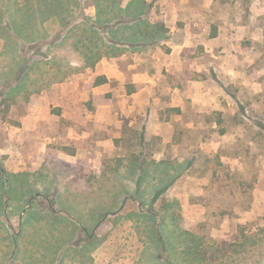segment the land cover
Returning <instances> with one entry per match:
<instances>
[{
	"label": "rangeland",
	"instance_id": "obj_1",
	"mask_svg": "<svg viewBox=\"0 0 264 264\" xmlns=\"http://www.w3.org/2000/svg\"><path fill=\"white\" fill-rule=\"evenodd\" d=\"M144 15L168 30L147 51L106 26ZM102 61L123 84L87 120ZM0 168V264L21 230L14 264H264V0H0ZM179 224L239 253L187 262Z\"/></svg>",
	"mask_w": 264,
	"mask_h": 264
},
{
	"label": "trees",
	"instance_id": "obj_2",
	"mask_svg": "<svg viewBox=\"0 0 264 264\" xmlns=\"http://www.w3.org/2000/svg\"><path fill=\"white\" fill-rule=\"evenodd\" d=\"M150 15H144V16H135L131 19H119L116 22H110L112 24H107L108 28H113L114 26H127V29L129 27V24H131V38L135 42H131L133 48H139V49H146L149 47L156 46L159 41L162 39H165L168 30L165 27L163 20H157L156 22H152ZM115 24V25H114ZM114 25V26H113ZM113 26V27H111ZM88 63V62H87ZM94 63H91L90 65H93ZM108 80L105 77H97L93 78L87 85V89H92L95 86L102 85L107 83ZM111 95L106 94L102 96L93 97V99L88 103L90 108H94L95 105H108L110 103ZM172 110L176 111L175 108H172ZM196 158H187L186 163L183 164L184 167L191 166L192 163L195 161ZM135 162L139 165L138 167L141 169L143 168V163L145 162L144 156L139 155L136 157ZM2 177V170L0 168V179ZM3 179V178H2ZM4 187L0 186V194L2 193L3 198V208L7 209L8 204L10 203V199L12 198V195L14 194V189L11 186V181L6 182L5 179H3ZM28 212V211H27ZM26 212V215H29ZM60 214L54 213V216L56 218L59 217ZM28 216V217H29ZM151 217H157V215H152L150 213ZM164 217V216H163ZM165 218V217H164ZM179 219V217H178ZM30 220V219H29ZM72 223V221H69ZM30 223V221H29ZM28 222H23L22 226L29 224ZM110 220H101L99 222L98 228L96 229L95 233L92 234V236H89V242L88 244H93L95 239H98V236L104 235L107 233L110 229ZM164 223V222H163ZM178 229L181 230V233H179V243L185 246L183 256L186 259L185 261L196 263L201 261H210V262H217L220 259H224L225 257L229 256L231 253L237 254L239 253L238 250H231L230 246L231 244H227L226 242L216 246L214 249H206V248H200L202 247L201 240L196 235H193L191 231H183L180 224L178 225ZM161 234V233H160ZM26 233H23L22 230L20 233L12 234L10 237L11 243L13 245V249L11 250L10 257L8 259V264H14L15 259L19 257L22 246H21V240L25 237ZM162 237V236H161ZM163 239V238H162ZM164 241V240H163ZM166 241V247H168L169 244ZM193 245V246H192Z\"/></svg>",
	"mask_w": 264,
	"mask_h": 264
},
{
	"label": "crops",
	"instance_id": "obj_3",
	"mask_svg": "<svg viewBox=\"0 0 264 264\" xmlns=\"http://www.w3.org/2000/svg\"><path fill=\"white\" fill-rule=\"evenodd\" d=\"M102 63H104V62L102 61L97 66V71L93 72V75L90 76V78L84 82L83 102L85 104H88L93 99L92 97L102 96V95H106V94L110 93L109 87L111 88V83L116 81L115 79H113V77H116V79L121 80V84H123V76L125 74L124 71L117 70V71H115L116 74L113 75L105 67H102ZM131 76H132V78H131L132 80L130 83L133 85V87L136 88V90L133 91L132 94L137 92V94L139 96H140V94L145 95L147 92H150L151 90H155V88L158 85V80L153 79L151 77L149 71H147L145 69H139L136 71L133 70ZM97 77H105V78H107L108 82L105 84H102V85L95 86L92 89H87L86 85L93 78H97ZM159 81H160V79H159ZM142 105H146V104H142ZM106 107H108V105H98V106L95 105L93 109L91 108V111L88 108H85V112H86L85 119H87V120L93 119L91 116L92 114H90V113L95 112L96 109H97L96 111L98 113L101 109H105ZM63 117H69L70 118V116H66V115ZM38 121H40V116L35 117V122H38ZM95 122L96 123H102L103 120L101 118H95ZM71 131H73V130H71ZM83 132L85 135L87 134L88 136L91 134L90 131H83ZM72 155H73V153H72Z\"/></svg>",
	"mask_w": 264,
	"mask_h": 264
}]
</instances>
